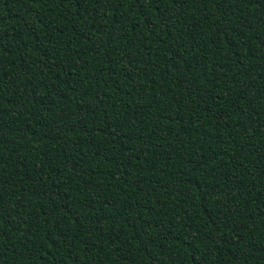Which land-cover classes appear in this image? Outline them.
<instances>
[{"label": "trees", "instance_id": "1", "mask_svg": "<svg viewBox=\"0 0 264 264\" xmlns=\"http://www.w3.org/2000/svg\"><path fill=\"white\" fill-rule=\"evenodd\" d=\"M0 264H264V0H0Z\"/></svg>", "mask_w": 264, "mask_h": 264}]
</instances>
